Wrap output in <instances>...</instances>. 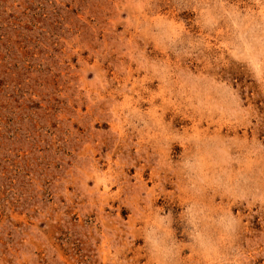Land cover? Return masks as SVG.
<instances>
[{
	"label": "rangeland",
	"instance_id": "obj_1",
	"mask_svg": "<svg viewBox=\"0 0 264 264\" xmlns=\"http://www.w3.org/2000/svg\"><path fill=\"white\" fill-rule=\"evenodd\" d=\"M0 264H264V0H0Z\"/></svg>",
	"mask_w": 264,
	"mask_h": 264
}]
</instances>
